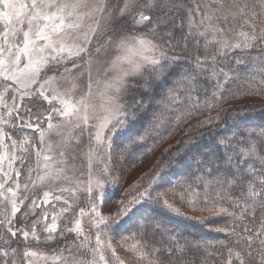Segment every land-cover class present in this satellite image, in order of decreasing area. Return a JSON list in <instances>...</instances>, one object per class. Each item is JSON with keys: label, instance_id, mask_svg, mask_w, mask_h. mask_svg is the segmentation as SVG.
<instances>
[{"label": "snow or ice", "instance_id": "1", "mask_svg": "<svg viewBox=\"0 0 264 264\" xmlns=\"http://www.w3.org/2000/svg\"><path fill=\"white\" fill-rule=\"evenodd\" d=\"M195 3V11L188 10L186 13L187 33L183 32L184 22L177 24L173 14L174 8L182 7L178 0H27V2L21 3L19 10L15 13L20 27L12 25L9 19L3 31H0V80L11 81L13 85L17 86V92H21V89L30 90L21 92V99L25 95L30 98H43L51 109L43 118L39 115L36 116L37 123L35 125L25 122L23 126L36 131L39 129L40 123L47 120L49 131L62 136L65 141L76 139L79 143V137L88 130L86 126H89L91 121L99 120V123L91 124L96 128L95 136L93 137L89 132V143L91 144L95 139L98 145H102L107 140V137L102 136L105 128H109V130L117 128V126L124 129L134 128L140 120L142 112L146 111L152 103L157 102L154 95L151 94L149 81L163 82L167 78V70L173 67L175 61L181 59L179 55L170 56L169 50L173 52H176L177 49L181 52L187 51L188 37L194 34L199 36L212 34L211 41L205 40V53H207L209 45L219 44L215 54L211 57L213 65L217 62L216 57H228L229 53L236 50L244 53V55L235 57L237 66L235 69L229 67L228 71L222 73L225 83L230 78V73L234 75L236 71H239V66L248 64L249 58L254 66L264 70V0H258L257 4H252L249 0H195ZM0 4L5 9L17 8L15 4L10 3V0H0ZM3 15L7 18L9 14L5 12ZM197 15L200 17L198 23L194 21V17ZM86 17L92 19L95 26L87 32H82V22ZM220 25L225 27L221 28ZM201 27H203V31H200ZM193 29H196L195 33ZM178 30L181 32L180 38L176 35ZM181 43H183V47H180ZM134 48L149 52L158 51L159 55L147 59L146 62L130 61L125 54ZM198 48L199 44H197ZM253 48L259 50L260 56H248V50ZM22 56L28 61L25 65L27 71L18 74ZM257 61H259L258 65ZM196 64L203 66L201 57H197ZM95 65H100L106 73H111V78L105 81L104 90L101 93L107 98L106 114L102 117L88 114V109L94 107L88 103V97L92 95V69ZM84 70L88 72L87 91L81 100L74 104L71 99H65L68 92L60 90V83L62 81L71 82V79L82 77ZM145 72L148 73V76L142 84H139V87L144 90L140 98L137 99L133 93L130 102L118 103L122 96L137 87L138 82L128 78L143 77ZM212 75L215 77L217 74L213 71ZM185 79L191 84L195 77H184L181 74V79L175 81L177 87H185ZM33 85L38 87L33 88ZM9 87L10 85L4 84V92H7ZM75 87L76 85L73 84V89ZM218 88L221 92L223 91L222 84H218ZM176 91L175 87L168 89L169 94ZM216 95L214 92L213 96ZM3 98L0 95V99ZM15 98L13 95V100ZM221 99V97H217V102L219 103ZM223 99L226 100V98ZM53 101L60 107H56ZM79 104L84 105L83 115L80 113V108L77 107ZM5 107L7 112L0 116V123L8 125L10 118L14 112H17L19 106L8 108L5 105ZM28 113L30 118L34 115L31 109L28 110ZM187 115L191 116V111ZM163 117L164 113L153 114L154 120H161ZM57 118H60V122L53 123ZM19 119L21 117L17 114V120ZM76 129L80 130L79 136L74 135ZM147 132L148 128H145L144 133L147 134ZM247 132V136L243 137L248 141L247 146L231 143L230 138L222 139L223 156L214 154L210 159L202 162L205 172L211 174L213 179L208 180L206 176L198 178L205 183L206 188L211 190L206 193L205 207L200 210L214 211L217 214L233 217L231 228L225 226L215 229L232 240V247L227 248L229 256L226 264H233L234 261L237 264H264V156H261L258 150L260 141L264 140V129L256 131L255 128H248ZM254 133L258 139L253 138ZM39 135L41 143H43L46 130L40 129ZM5 138L11 139V136L0 128V144ZM129 139L130 143H136L137 140H143L144 135L132 132ZM238 146L239 151L237 152L235 149ZM109 147L111 146L109 145ZM229 148H232L233 151H229ZM30 149L35 151L37 156L35 165L31 163ZM11 153V156L0 157V165L8 161V167L12 168V165L19 161L27 168L26 182L22 184L17 182L22 175L20 169L14 170L17 180H13L12 171L0 168V172H2L0 204L6 203L11 206L10 213L7 208H0V217H3L0 219V226L4 227L12 239H17L18 234L21 235L26 245L29 240L39 243L41 232L47 234L44 236L45 241L55 239L56 235L74 236L75 239L70 244L66 242L63 250L70 253L73 257L72 261L68 262L67 257L62 254L59 257H54V259L65 260V264H110V261L106 260L104 252L111 249V241L105 240L103 237L114 230V225L117 224L120 217L130 218L134 209L141 211L145 205L151 203L153 207H163L177 215L180 214L167 201L161 204L159 194L153 196L148 189L138 192L137 196L128 203H124L122 200L115 211L108 215H103L100 208L103 194L93 192L91 188L87 190L89 206L81 207L78 213L75 212L77 206L75 192L65 187H60L59 190L61 193H71V199L54 195L50 190L44 191L43 198H32L31 203L25 205L29 196L24 194L21 198V190H27L29 183L36 186L48 181L54 182L60 177L52 176L41 169L39 157L43 156V159L47 161L50 156L44 154V149L38 148L35 142L29 144L27 138H24L19 148H17L16 141H13ZM18 153L20 154L18 155ZM24 153H29V155L26 156ZM59 155L63 157L65 153L60 152ZM237 156L240 157L239 160L234 158ZM256 160L259 161V167L252 163ZM38 170L42 171V174L33 178V173ZM89 174H91L90 168ZM64 179L69 178L65 176ZM10 181H12L11 184ZM51 200H62L66 205L63 212L73 213L71 216L65 217L67 223L59 232L56 216L51 217L52 222L48 223L47 211H43L39 215L34 211L42 204H50ZM224 203L231 204L232 209H239V212L230 211L229 208L224 207ZM208 205L211 206L207 207ZM18 213L25 219L30 215L37 216L32 221L30 231L26 225L23 228L18 226ZM84 217H88L91 227L97 229L94 247L88 234L89 230L83 226ZM69 223L72 225L71 227L68 226ZM158 232L162 236L172 238V242L163 247L154 248L152 259L148 261V264H193L194 255H187L193 245L181 243L182 238L154 223L151 215H142L136 218L134 234L147 237L154 236ZM0 240H3L5 244L10 243L9 240L4 239L3 234H0ZM73 247L77 249L75 253L72 252ZM194 248L195 252L202 250L200 245H195ZM14 251L0 248V264H18L17 257L11 255V252ZM89 254L92 259H88ZM112 254L115 255L114 251ZM160 254H164L166 259L162 260ZM37 255L36 251L26 247L22 256L24 264H30L29 258ZM77 255L81 259H75ZM143 258L147 259V257Z\"/></svg>", "mask_w": 264, "mask_h": 264}, {"label": "trees", "instance_id": "2", "mask_svg": "<svg viewBox=\"0 0 264 264\" xmlns=\"http://www.w3.org/2000/svg\"><path fill=\"white\" fill-rule=\"evenodd\" d=\"M249 2L257 4L258 0H249ZM178 3H181L182 7L174 8L173 14L177 24L184 22L183 32L187 33L186 13L188 10L195 11L196 3L195 0H178ZM199 19L198 15L194 17L196 23L199 22ZM200 31H203V27L200 28ZM193 32L195 33L196 29H193ZM176 35L180 38L181 32L178 30ZM205 40L211 41L208 35L194 34L188 37L187 51L181 52L177 49L176 52H173L169 50L170 56L179 55L181 59L175 61L173 67L167 70V78L163 82L149 81L151 94L154 95L157 102L152 103L146 111L142 112L140 120L134 128L124 129L117 126L112 130L108 129L105 133L107 140L104 141L99 153V160L107 174H110V181L108 180V185L105 186L104 199L107 195L118 194L122 182L132 169L148 163L136 180L143 181L151 175L154 178L139 192L148 189L153 196L159 194L161 204L167 201L180 213L177 215L163 207H153L150 203L145 205L141 211L134 209L130 218L120 217L117 220L114 230L103 238L110 240L111 244L115 243L130 250L132 255L137 258L135 264H148V261L152 259L154 248L163 247L172 242V238L162 236L159 232L154 236L147 237L134 234L136 218L142 215H151L154 223L182 238L181 243L193 245L187 253L189 256L194 255L193 264H226L229 256L227 248L232 247V240L215 229L225 226L231 228L233 217L217 214L214 211L200 210L205 207L206 193L211 190L206 188L205 183L198 178L206 176L208 180L213 179L211 174L205 172L202 162L210 159L214 154L223 156L222 139L230 138L231 143L247 146L248 141L243 139L248 134L247 129L255 128L256 131L264 129V70L254 66L249 58L248 64L239 66V71H236L234 75L230 73V78L225 83L222 73L228 71L229 67L235 69L237 67L235 57L244 55V53L236 50L229 53L228 57H216L217 62L213 65L211 57L215 54L219 44L209 45L208 51L205 53ZM164 43L166 47V41ZM197 44H199L198 49ZM180 47H183V43ZM198 56L202 58L203 66L196 64ZM248 56H260V52L257 48H253L248 50ZM256 64L258 65L259 61ZM213 71L217 74L215 77L212 75ZM181 74L184 77H195V79L191 84L185 79V87L179 88L175 81L181 79ZM147 76L148 73L145 72L143 77L139 76L135 79L138 82L137 87L131 89L125 101L130 102L133 93L137 99L140 98L144 90L139 87V84H142ZM218 84L223 85L222 92L218 88ZM173 87L177 88V91L169 94L168 89ZM214 92H216V96H213ZM217 97L222 98L219 103ZM25 106L26 114H29V109L32 110L34 114L32 117L42 116L48 112V106L37 98L28 99ZM189 111L192 113L191 116L187 115ZM154 113L157 115L164 113V117L161 120H154ZM201 122L203 123L201 124ZM145 128H148L147 134L144 133ZM132 132L144 135V139L130 143L129 137ZM253 138L258 139L255 133ZM235 150L238 152L239 146ZM258 150L259 154L264 156V140L260 141ZM229 151H233V149L229 148ZM234 158L240 159L239 156ZM252 163L257 167L260 166L258 160L252 161ZM117 172L121 174L119 177ZM26 174L25 170L24 177ZM111 188L114 189L113 193L109 192ZM137 194L138 192L135 195L137 196ZM211 194L214 195V193ZM236 194L238 195V193ZM224 207L229 208L230 211L239 212V209H232L231 204L224 203ZM34 211L37 215L47 211L48 223L51 222V217L56 216L58 232L67 223L65 217L72 215V213L64 212L59 214L58 207L51 204L41 205ZM36 218L37 216L30 215L25 219L19 215L18 226L23 228L26 225L30 231L32 221ZM68 226L72 225L69 223ZM46 235L41 232L39 243L29 240L26 245L22 236L18 234L17 239L11 238L10 243L3 248L15 250L11 252V255L17 257L18 264H24L22 256L26 247L37 251L61 253L64 257L71 256L68 251L63 250L66 242L70 244L75 239L74 236L56 235L55 239L45 241L44 236ZM195 245H200L202 250L195 252ZM74 249L75 247L72 248V252ZM160 255L162 260L166 259L164 254ZM143 257H147V259ZM107 260L110 261V264H122L117 262L110 251L107 252ZM233 264H237V262L234 261Z\"/></svg>", "mask_w": 264, "mask_h": 264}, {"label": "rangeland", "instance_id": "3", "mask_svg": "<svg viewBox=\"0 0 264 264\" xmlns=\"http://www.w3.org/2000/svg\"><path fill=\"white\" fill-rule=\"evenodd\" d=\"M27 0H10V3L15 4L17 6L16 9L8 8L5 9L2 4H0V31H3V28L5 27L7 21L10 19L11 24L15 25L16 27H20L19 23L17 22L16 17V11L19 10V5L21 3H25ZM7 12L9 15L6 18L3 13ZM22 19V17H21ZM219 23V22H217ZM94 23L92 19L85 18L82 22V32H87L91 27H94ZM221 28H224V25H220ZM209 39L212 40V34H207ZM127 58L130 61H136V62H146L147 59L153 58L155 56L159 55V52H149L144 51L140 49H132L131 51L127 52L125 54ZM84 59L86 60L87 57L85 56ZM28 63L27 59L25 57H21V62L18 70V74L26 72L27 68L25 65ZM92 95L88 97V103L90 105H93L94 107H90L88 109L89 115H94L96 117H102L106 114L105 112V105H106V97L102 96L101 93L104 90L105 81L109 80L111 78L110 72H105L104 68L100 65H95L92 69ZM139 76H133L129 77V80H135ZM71 79V78H70ZM96 81H99V83H96ZM89 83L88 80V72L87 70H84V74L82 77L78 79H71V82H61L60 83V90L62 92H68V95L65 96V99H71L72 103H76V101L81 100L84 93L87 91V85ZM8 84L10 85L7 92H4L3 85ZM73 84L76 85L75 89H73ZM33 88L38 87L37 85H33ZM17 86L13 85L11 81L4 82L0 80V95H2L4 98L0 99V116L4 115L7 112V108L5 105L8 106V108L19 106L17 109V112H14L12 117L10 118V124L4 125L0 123V128H2L4 131H6L10 136L11 139L5 138L3 143L0 144V157H3L5 155L11 156V145L13 141H16L17 148H19L21 142L24 140V138L28 139L29 144L32 142H35L38 148L44 149V154L50 156V159L45 161L43 159V156L39 157L41 169L43 171H47L52 176H59L60 179L56 180L54 182L48 181L44 184L33 186L31 183H29V188L27 190H21V198H23V195L26 194L29 196V199L25 201V205H28L31 203L32 198H43L44 191H53L54 195H61L64 198L71 199V193L69 192H60V187H65L72 189L75 192L76 200H77V206L75 208V212L78 213L80 211L81 207H87L89 202V195H88V189L91 188L93 192H99L103 194V199L100 201V208L102 209V214H105L107 212L114 211L117 206L121 203L123 200L124 203H128L131 201L134 197H136V192H139L147 183H151L153 175L150 177L147 176L145 180L139 181L136 180V177L141 173L142 169L145 166H148V163L145 165H138L130 173H128L127 178L124 179L123 184L121 185V188L118 192V194H114V189L111 188L109 192L113 193L112 195L105 196V186L108 185V180L110 181V174H107V171L105 170L103 164L99 160V153L102 150V146L104 145V142L102 145H98L96 140L93 139L91 144L89 143V132L92 133L93 137L96 133V128L92 127L91 124L99 123V120H94L90 122L89 126H86L88 128L87 131L84 132L83 136L79 137L80 142L77 143L76 139H71L70 141H65L62 136L57 135L53 131L48 130V122L47 120H44L43 123H40L39 129L36 131H33L32 128L24 127L23 125L25 122H30L33 125L37 123L36 116L35 117H29V114H26V101L30 99L29 96L25 95L21 99V92L24 91H30L21 89V92L16 91ZM131 91V90H130ZM129 94V93H128ZM128 94H125L122 96L121 100L118 101V103H124L126 97ZM13 95H15V100H13ZM36 98V97H32ZM40 100L44 101V103L48 106V111H50V106L47 101L43 100V98H39ZM54 104H56V107H60L58 103L53 101ZM77 107L80 108V113L83 115L84 111V105L79 104ZM17 114L21 119L17 120ZM38 116V115H37ZM47 116V113L45 115H42L41 118ZM60 118H57L53 121V123H59ZM44 129L46 130V135L44 136L43 143H41L39 130ZM109 128H105L103 130L102 136L105 137V133ZM79 129L75 130L76 136H79ZM25 147H28V145H25ZM60 152H64L65 155L61 157L59 155ZM20 153H18L19 155ZM31 154V163L33 165L36 164L37 156L35 151H32L30 149ZM24 155H29V153H24ZM150 162V161H149ZM106 167V166H105ZM0 168L12 171L13 172V180H17L14 174L15 169H20L22 172L21 177L17 182L24 183L25 177H24V171L27 168L24 165H21L19 161H16L12 165V168L8 167V161H5L3 165H0ZM89 168L91 169V174H89ZM42 174V171L38 170L37 172L33 173V178H35L36 175ZM121 175L119 172H117V176L119 177ZM67 176L69 179H64V177ZM0 179H2V172H0ZM89 181H91V184H89ZM12 181H10V184ZM14 186V185H13ZM102 186V187H101ZM79 189V191H76ZM10 195V194H9ZM126 197V199H125ZM51 199V198H49ZM107 199H110L109 201H106ZM108 202V204H106ZM51 205L58 207V213H63V208L66 207V205L63 204V201H56L51 200ZM47 205V204H42ZM107 205V207H105ZM0 208H7L8 212L11 211V206L9 204H0ZM65 213V212H64ZM73 214V213H72ZM21 214H17V218ZM71 215V214H70ZM3 217H0L2 219ZM52 222V220H51ZM50 222V223H51ZM83 226L86 230H89V236L92 241L93 247L95 246V236L97 234V229L92 228L88 217H84L82 220ZM57 224V223H56ZM58 226V225H57ZM0 234H3L4 239L11 240L10 234L4 229L3 226H0ZM23 238V237H22ZM83 239V238H81ZM6 246L3 240H0V248H3ZM32 251H36L38 255L36 257H30L29 261L30 264H65V260L63 259H54V257L61 256V253H54V252H46V251H37L34 249H31ZM77 249L75 248L73 253H75ZM110 253H115L113 256L118 263L122 264H135L137 261L136 256H133L132 252L128 249H125L123 247H120L118 244H111V249L108 250ZM107 250H105V258L107 260ZM111 255V254H110ZM64 256V255H63ZM66 257V256H65ZM73 259L72 256L67 257L68 262H71ZM75 259L79 260L81 257L77 255ZM88 259H92L91 254L88 255Z\"/></svg>", "mask_w": 264, "mask_h": 264}]
</instances>
